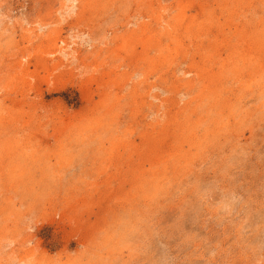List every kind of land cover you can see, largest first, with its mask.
I'll list each match as a JSON object with an SVG mask.
<instances>
[{
  "label": "rangeland",
  "instance_id": "obj_1",
  "mask_svg": "<svg viewBox=\"0 0 264 264\" xmlns=\"http://www.w3.org/2000/svg\"><path fill=\"white\" fill-rule=\"evenodd\" d=\"M75 1L0 0V264H264V0H203L202 26L173 35L224 48L190 117L199 91L160 80L183 59L146 80L131 37L201 0ZM167 99L175 116L127 110Z\"/></svg>",
  "mask_w": 264,
  "mask_h": 264
},
{
  "label": "bare ground",
  "instance_id": "obj_2",
  "mask_svg": "<svg viewBox=\"0 0 264 264\" xmlns=\"http://www.w3.org/2000/svg\"><path fill=\"white\" fill-rule=\"evenodd\" d=\"M68 1V3L69 4H71L72 3V5H73V7L72 8H70L71 9V11H75V6H76V1L75 0H67ZM159 1V0H158ZM184 1V0H183ZM206 1V0H205ZM205 1H203V0H201L198 4H197V6L194 8L196 11H197V17L196 16H194V17H188V13H187V11H186V9H188V7H186V6H180L181 7V10H182V12H180V14L178 15V16H175V18L173 17V19L172 20H169V21H166V23H167V25L169 24V26H168V28L166 29V32L167 33H164V31H157L156 29H155V31H154V29L153 28H151L149 25H143V28H142V30H140L139 32H137V33H135L134 32V35H132V37H131V40L133 41V44H134V42H138V44H137V46H141L142 48H143V52H142V54L144 55H142L143 57H144V63H146L147 64V66L151 69H149L148 68V70H145L146 71V73H147V75L149 74H151V75H153V73L155 74V73H160L161 74V72L163 73L164 71H158V69L156 68V67H159V64L161 63V62H163V63H161V69L163 68V66L165 67L166 65H165V61L168 59L167 57H165V55H167V56H174V53H175V55L177 56V57H179L180 59H183V61H182V63L181 64H179L178 63V65H177V68H176V70H172V79L171 80H166V79H164L163 77L161 78V76H160V80H162L161 82L164 84L163 86H166L165 87V93L167 94V92L168 93H170V94H175V95H180L181 93H183V92H185V94H194L193 92L194 91H196L197 90V92L199 91V95L198 96H196L195 97V99L193 98V100L191 101V102H189L188 104H186V106L183 108V112L181 111L180 113L181 114H183V113H185L186 114V116H189L190 117V115H192V114H197V111H198V109H197V107L195 106V104L193 103V102H196V100H202V103H203V100L205 101V99H207V97H209V95H211L212 93H215L216 94V92H213V90H212V88H211V83H212V79L214 80L215 78H218L219 76H224L225 74H224V72H223V70H224V65H226V64H224V62L226 61V60H224L223 58V55L220 53V51H221V49L223 50L224 48H223V46L221 47H219V48H217L216 46V48L215 49H212L214 52H215V59L216 60H218L217 62L219 63H215L216 62V60H215V62H213L214 61V58H212L211 57V55H210V53L208 52L209 51V49H210V44L208 43V44H206L204 41H200L198 44H196V46L194 47V49L193 50H190V48H185L184 47V41H183V39H182V37H179V34H178V36H176L177 38H174V34H176V32H178V30H179V28H181L183 31H185L186 33L189 31L190 33L192 32V31H190V30H193V28H195V27H200V26H202V24H201V22H199L200 20H199V16H202V14H204V13H206V12H208L209 10H210V8H212V6H207V2H205ZM184 2H186V1H184ZM215 2V1H214ZM218 2V3H217ZM217 2H215L216 4H221V2L220 1H217ZM67 3V2H66ZM160 3V2H159ZM179 3V2H178ZM178 3H176L177 5H178ZM194 3H196V2H194ZM180 4H182V3H180ZM212 4V3H211ZM68 5V4H67ZM147 5V4H146ZM173 5V4H172ZM213 5V4H212ZM222 6V5H221ZM220 7V6H219ZM183 8V9H182ZM225 7H223V9H224ZM112 9V8H111ZM222 9V10H223ZM227 9V8H226ZM139 10V9H138ZM153 10H154V8H153ZM169 10V9H168ZM191 11H193V7H192V9H190ZM213 10V9H212ZM225 10V9H224ZM140 11V10H139ZM211 11V10H210ZM227 11V10H226ZM68 12V11H67ZM141 12V11H140ZM164 12H165V10H164ZM220 12V11H219ZM59 13H61L60 11H59ZM69 13V12H68ZM67 13V14H68ZM108 13V12H107ZM148 13V12H147ZM211 13V12H210ZM75 14V13H74ZM219 14V13H218ZM71 15V14H70ZM143 15V14H142ZM141 15V16H142ZM207 15H209V13L207 14ZM77 16V15H76ZM160 16V15H159ZM222 16H224L223 14H222ZM67 17V16H66ZM220 17V16H219ZM170 18V17H169ZM216 18V17H215ZM73 19V18H72ZM75 19V18H74ZM139 19H141V18H139ZM164 19V18H163ZM168 20V19H167ZM214 20V19H213ZM218 20V19H217ZM160 21H162V19L160 20ZM165 21H163L164 23H165ZM216 21V20H215ZM211 24H212V22H210ZM212 25H214V24H212ZM216 27V26H215ZM191 28V29H190ZM201 28H203V27H201ZM213 28H214V26H213ZM151 29H152V31H151ZM190 29V30H189ZM197 30V29H196ZM200 31L202 30V29H199ZM199 30H197L195 33H197ZM217 30H218V28H217ZM219 31V30H218ZM220 31H221V29H220ZM205 31H202L201 33L203 34ZM208 32H209V30H208ZM193 33H194V30H193ZM127 34V33H126ZM188 34V33H187ZM192 34V33H191ZM198 34V33H197ZM213 34V33H212ZM261 34V33H260ZM196 35V34H195ZM205 35V34H204ZM127 36H129V35H127ZM189 36H190V34H189ZM205 36H209V34H207L206 33V35ZM204 36V37H205ZM221 36V35H220ZM216 37V36H215ZM125 38V37H124ZM129 38V37H128ZM195 39V38H194ZM211 39V38H210ZM56 40V39H55ZM127 40V39H126ZM223 40V39H222ZM247 40V39H246ZM123 41V44H122V46L121 47H119L120 49H117L116 51L119 53V56H121L122 54V52H127L126 51V49H125V46H126V44H127V42L123 39L122 40ZM122 41H120L119 43H122ZM206 41V40H205ZM48 42V41H47ZM125 42V43H124ZM128 42H130L131 43V41L129 40ZM216 42V41H215ZM42 43V42H41ZM118 43V42H117ZM135 43V44H136ZM171 43H173V44H176L177 45V49L175 50V49H173L172 47H171ZM217 43V42H216ZM222 43V42H221ZM129 44V43H128ZM132 44V43H131ZM131 44H129V45H131ZM218 44H220V42L218 43ZM9 45V44H8ZM121 45V44H120ZM198 45V46H197ZM221 45V44H220ZM247 45V44H246ZM51 46V45H50ZM118 46V45H117ZM132 46V45H131ZM136 46V45H135ZM130 47V46H129ZM207 47H208V49H207ZM225 47V46H224ZM49 48V47H48ZM126 48H127V46H126ZM132 48H133V46H132ZM135 48V47H134ZM137 48V47H136ZM180 48H185L184 50H180ZM213 48V47H212ZM150 49H152V51L153 52H157V53H159L160 54V58L157 56V57H152V56H150V54H152L153 52L152 51H150ZM43 51V50H42ZM122 51V52H121ZM112 52V51H111ZM173 53V54H171V53ZM102 53V52H101ZM129 53V52H128ZM166 53H170V54H166ZM228 53V52H227ZM66 54V53H65ZM75 54V53H74ZM137 54V53H136ZM245 54V53H244ZM129 55H130V53H129ZM139 55V54H138ZM164 55V56H163ZM137 56V55H136ZM254 56V55H253ZM63 57H64V55H63ZM171 57H170V59H171ZM175 57V56H174ZM263 57V56H262ZM66 58V57H65ZM230 58V57H229ZM228 58V59H229ZM74 59V58H73ZM107 59V58H106ZM161 59L163 60V61H161ZM170 59H168L169 61H171ZM176 59V58H175ZM174 59V60H175ZM258 59H259V62H260V58L258 57ZM252 60H255V62H257V58H254V59H252ZM73 61V60H72ZM168 61V62H169ZM103 63V62H102ZM167 63V62H166ZM220 64H222V65H220ZM245 64V63H244ZM246 64H247V62H246ZM253 64V63H252ZM261 64V63H260ZM264 64V63H263ZM77 65V64H76ZM113 65V64H112ZM173 65V64H172ZM211 65H215V66H218L219 67V70H220V74H219V72L216 74V73H214V71H208V69H211L210 67H211ZM262 65V64H261ZM156 66V67H155ZM169 66V65H168ZM262 66H264V65H262ZM171 67V66H170ZM214 66H212V68H213ZM258 67V66H257ZM261 67V66H260ZM86 68V67H85ZM120 68V67H119ZM131 68V67H130ZM249 68V67H248ZM246 69V68H245ZM261 69H262V67H261ZM59 70V69H58ZM254 71H253V73H255V75L257 74V73H259L260 71L258 70V68H254L253 69ZM258 70V71H257ZM158 71V72H157ZM168 72H169V69H168ZM194 72H197V74H196V77H197V80L195 79H191V77H192V73H194ZM207 72V73H206ZM165 73V72H164ZM227 73V72H226ZM252 73V74H253ZM119 74V73H118ZM125 74V73H124ZM123 74V75H124ZM144 74H145V72H144ZM168 74V73H167ZM260 74V73H259ZM103 75V74H102ZM122 75V76H123ZM146 74H145V76H147ZM149 75H148V77H146L147 79L146 80H149L150 78H149ZM159 75V74H158ZM251 75V74H250ZM179 76H184V78H179ZM206 76H209V77H206ZM159 77V76H158ZM226 77V76H225ZM250 77V76H249ZM253 78V77H252ZM25 79V78H24ZM50 79V78H49ZM255 79V78H254ZM258 79V78H257ZM146 80H144V81H146ZM122 81H124V80H122ZM135 81V80H134ZM258 81V80H257ZM140 82V81H139ZM143 82V81H142ZM148 82V81H147ZM160 82V81H159ZM196 82H197V84H196ZM214 83V82H213ZM259 83V82H258ZM141 84V83H140ZM157 84V83H156ZM156 84H154L152 87H153V89H152V87H150L151 89L149 90V92H147L148 93V95L151 93L150 91H153V90H158V87H157V85ZM215 84V83H214ZM142 85H143V83H142ZM144 85H147V83L146 84H144ZM159 85H160V83H159ZM259 85V84H258ZM105 86V85H104ZM141 86V85H140ZM197 86H199V87H197ZM215 86V85H214ZM142 87V86H141ZM220 87V86H219ZM243 87V86H242ZM140 88V87H139ZM138 88V89H139ZM136 87H135V89H134V91L133 92H135V94H136V92H140V90H138ZM219 89V88H218ZM162 90V89H161ZM145 91H147V89L145 90ZM144 91V92H145ZM159 91V90H158ZM162 91H164V90H162ZM221 91V90H220ZM164 93V94H165ZM32 94V93H31ZM145 94V93H144ZM137 95H139V94H137ZM147 95V94H146ZM153 95V94H152ZM151 95V98H153V99H155V100H158V97H155V96H152ZM136 96V95H135ZM217 96V95H216ZM225 96V95H224ZM143 97V96H142ZM149 97H150V95H149ZM203 98V99H202ZM223 98V97H222ZM231 99V98H230ZM134 100H136L135 98H134ZM145 101V100H144ZM169 101H171V99H167L166 101H163V103H165V104H163V105H159V106H155V105H153V104H151V105H147V106H142V107H140V106H136V105H129L128 106V108H127V110H129L130 111V113L133 115V117H134V115L136 114V113H138V114H140L139 112H140V110L143 112H145L146 110L149 112V113H154L155 114V112L157 113L156 115H160L161 114V112L163 113L164 112V115H168V114H171V115H173L174 114V116H175V110H177V107H178V104H175V102H173V103H171V102H169ZM102 102H104V101H102ZM158 102V101H157ZM242 102V101H241ZM137 103V102H136ZM220 103V102H219ZM256 104V103H255ZM107 105V104H106ZM105 105V106H106ZM143 105V104H142ZM193 105V106H192ZM220 105V104H219ZM203 106V104H201V107ZM221 106V105H220ZM100 108V107H99ZM98 108V109H99ZM113 108V107H112ZM181 108V107H180ZM260 108V107H259ZM122 109V108H121ZM108 110V109H107ZM164 110V111H163ZM180 110V109H179ZM2 109L0 110V115H2ZM22 112V111H21ZM11 115H12V113H11ZM3 116V115H2ZM2 116H0V122L1 121H3V120H5V116L4 117H2ZM87 116V115H86ZM185 116V117H186ZM173 117V116H172ZM130 118H131V116H130ZM168 119L170 118V117H167ZM252 118V117H251ZM3 119V120H2ZM172 119V118H171ZM170 120V119H169ZM174 120V119H173ZM7 122V121H6ZM135 122V121H134ZM155 122V121H154ZM166 122V121H165ZM171 122V121H170ZM168 123V122H167ZM178 123V122H177ZM111 124V123H110ZM170 124L171 123H169V124H167L166 126L167 127H169L170 126ZM174 124V123H173ZM176 124V123H175ZM196 124V123H195ZM201 124V123H200ZM2 125H4V124H2ZM186 125V124H185ZM92 126V125H91ZM162 126V125H161ZM163 126H165V125H163ZM172 127H173V125H172ZM162 128V127H161ZM165 129V128H164ZM177 129V128H176ZM183 129V128H182ZM147 130V129H146ZM163 130V129H162ZM172 130V129H171ZM170 129H169V131L168 132H170L171 131ZM166 131V130H165ZM163 132H164V130H163ZM145 133V132H144ZM162 133V132H161ZM147 135H148V133H146ZM149 134H150V132H149ZM166 134V133H165ZM194 134V133H193ZM24 135V134H23ZM146 135V137L145 138H147L148 136ZM179 135V134H178ZM139 137H143L142 135H140ZM176 137V136H175ZM149 138H150V136H149ZM175 139V138H174ZM142 140H143V138H142ZM159 140V139H158ZM144 141H146V139L144 140ZM151 141V140H150ZM19 142V141H18ZM147 142V141H146ZM145 142V144H147ZM148 142H149V140H148ZM171 142V141H170ZM147 146V145H146ZM143 147H145V146H143ZM185 148V147H184ZM194 148H195V146H194ZM114 151V150H113ZM8 152V151H7ZM116 154V153H115ZM175 157V156H174ZM187 158V157H186ZM19 159V158H18ZM166 159V158H165ZM108 161V160H107ZM178 161V160H177ZM196 162V161H195ZM113 163V162H112ZM16 164V163H15ZM158 164V163H157ZM7 165V164H6ZM41 165V164H40ZM141 165V164H140ZM25 166V165H24ZM106 169V168H105ZM182 171V170H181ZM151 172V171H150ZM158 173V172H157ZM152 175V174H151ZM146 176V175H145ZM115 178V177H114ZM162 178V177H161ZM174 178V177H173ZM135 185V184H134ZM5 187V186H4ZM92 192V191H91ZM114 193V192H113ZM133 196V195H132ZM106 197V196H105ZM144 199V198H143ZM192 203V202H191ZM41 205V204H40ZM65 211V210H64ZM72 212V211H71ZM105 212V211H104ZM191 212V211H190ZM7 214V213H6ZM8 215V214H7ZM107 215V214H106ZM11 216V215H10ZM18 217V216H17ZM111 220V219H110ZM123 220V219H122ZM104 222V221H103ZM147 224V223H146ZM116 225H117V223H116ZM109 226V225H108ZM107 227V226H106ZM121 229V228H120ZM103 232V231H102ZM126 234V233H125ZM66 236V235H65ZM106 237V236H105ZM129 239V238H128ZM116 240V239H115ZM128 245V244H127ZM106 247V246H105ZM116 247V246H115ZM40 248V247H39ZM28 249V248H27ZM49 250V249H48ZM117 252V251H116ZM42 255H44V257H45V259H46V254L44 253V254H42ZM52 256V255H51ZM61 256V255H60ZM29 258H31V257H29ZM32 260V259H31ZM43 261V260H42ZM23 263V262H22ZM32 263H34V264H36V263H38L37 261L36 262H32ZM39 264V263H38ZM71 264V263H70Z\"/></svg>",
  "mask_w": 264,
  "mask_h": 264
}]
</instances>
